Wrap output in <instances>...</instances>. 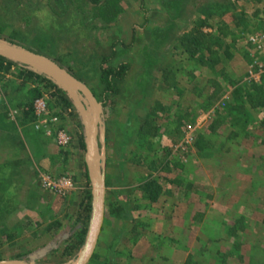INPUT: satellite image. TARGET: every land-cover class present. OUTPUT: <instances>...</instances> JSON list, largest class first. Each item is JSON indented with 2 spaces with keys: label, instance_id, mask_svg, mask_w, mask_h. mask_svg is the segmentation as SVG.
<instances>
[{
  "label": "rangeland",
  "instance_id": "1",
  "mask_svg": "<svg viewBox=\"0 0 264 264\" xmlns=\"http://www.w3.org/2000/svg\"><path fill=\"white\" fill-rule=\"evenodd\" d=\"M107 1L0 0V41L59 64L82 80L101 104L104 61V65L132 63L127 77L118 83L119 92L102 104L98 140L102 161L110 168L112 189L107 186V193L115 198L124 186L129 198L136 196L133 185L156 176V186L163 183L172 197L165 195L141 215L133 210L131 220L116 222L106 236L109 242L98 241L97 256L87 264H151L150 258L159 256L154 243L164 237L188 246L173 247L171 256L175 251L181 264L188 256L193 261L186 264H264V104H256L263 101L261 97L252 102L247 97L254 83L264 78V50L250 40L264 36V0H177L172 13L171 0H118L120 14L105 22L94 13ZM194 28L206 36L203 49L192 53L183 41ZM156 29L162 35L155 36ZM0 54L5 56L2 49ZM19 63L13 72L0 74V123L9 119L14 126L23 122L18 103L32 84L19 81L18 67L24 66ZM39 71L52 77L61 90L45 91L49 113L53 101L49 93L64 94L78 108L80 104L86 108L84 124L89 125L95 112L90 99L59 74ZM235 89L241 91L239 96ZM71 144L59 146L68 149ZM169 162L195 168L199 178L194 187L203 195L183 196L187 204L175 203L180 190L171 180H180L177 173L166 171ZM79 176L71 175L75 185ZM19 190V202L13 205L11 200L10 205L16 213L28 215L29 221L5 214L9 204L1 197L0 262H75L82 249L63 257L62 234L67 229L60 228L62 222L42 225L47 210H33L34 201ZM58 197L61 203L66 198ZM197 211L206 214L203 226L191 220ZM141 219L151 224L144 229L138 223V233L132 228ZM119 231L121 253L112 263V254L104 258L100 247L109 245Z\"/></svg>",
  "mask_w": 264,
  "mask_h": 264
},
{
  "label": "crops",
  "instance_id": "2",
  "mask_svg": "<svg viewBox=\"0 0 264 264\" xmlns=\"http://www.w3.org/2000/svg\"><path fill=\"white\" fill-rule=\"evenodd\" d=\"M11 61L19 63L14 60ZM19 64L24 65L25 67H30L32 70L38 71V69L28 65L27 63L23 64L20 62ZM19 81L21 82L20 78ZM32 86L33 85H30L28 87L26 91L27 97H24L22 100L24 102L19 100L20 102L18 103V105L21 106L22 111L20 114V116H22L21 119L23 120L21 126H14L13 122L9 119H7L4 123H0V199L1 197H3L4 201L6 200L9 205L11 200L13 205L15 203L17 204L21 197V191L19 189H23L24 191H26V195L29 196V198L25 196L26 200L34 201L32 203L33 210H47L41 217V222H43L42 225L45 224V221L48 222L49 220V222L54 220H59L60 223L62 222L60 228L67 229V232H64L62 235L64 237L65 244H68L71 238L75 237V235H77L81 229L87 227V230H89L91 221V216L90 221L87 223L85 217L81 215L83 203L86 201V198L89 194H92L93 201L94 189L89 177V169L86 159L88 152L87 142L89 125L85 126L84 122L86 121L85 114L87 113V111L86 108L81 104L78 108V105L76 106L75 103H73L64 94V96H56L55 93H49V95L51 96V100H53L50 102L51 104L49 105L52 113L50 115L60 117L59 121L56 124H53V128L61 127L65 129L69 134L73 133V141L70 148L63 149L59 146L55 133L53 132L49 134L46 130L45 122L40 121H44L45 118H39L35 114V111L28 105L29 101L31 100V96L28 90ZM42 90L43 92L47 91V89L43 88ZM45 94L46 92L44 93V96ZM52 104H54V106H52ZM101 117L102 112L96 127V138L98 142L97 158L99 159V167L100 170L103 172L105 178V213L98 241L100 242L102 239L104 243H107L109 241H107L108 239H106V236L110 233L116 222L120 224L122 221L131 220L133 216V210L136 211L139 215H141L143 213L141 212L142 210L151 207L155 203H158V201H160V199H162V197H164L165 195H167L168 197H172V193L170 190H166V188H164V184L162 183L160 185L162 191H160V195L157 197V199L154 200L148 197L149 194L144 189L145 181L144 179H141L138 180L136 184H134L132 187L134 192L137 193L136 196L130 197L132 200H130L129 198L130 194L128 196L126 190H124L126 189V187L124 186L123 190L117 189L118 191L116 192L115 198L110 197L111 194L109 192L107 193V186L110 190L112 189L111 184L109 186V182L111 183L109 174L110 168L106 167V165L102 161V151H100V143L98 140ZM25 128L27 131L29 128L28 133L24 131ZM180 164L181 165L176 166L172 162H169V166L167 167L166 171L177 173V178H179L180 183L176 178L172 179L171 182L176 183L177 186H179L178 192L180 190L179 199L175 203L179 202L180 205H183V203L187 204L183 196L189 197L194 193H198L200 196H202L203 193L199 188L194 187L195 184H197L194 181H198L199 178L197 172L194 170L195 168L190 170L188 167L182 166V162ZM117 167H120V163ZM61 173H67L70 176L76 175L77 173L80 174V181L79 179L77 181L78 185H75V188L66 195H60L56 191L47 189L42 185V179L44 176L50 175L55 178ZM190 174L192 175V177ZM180 175L182 177H180ZM155 179L157 180L158 178L155 176ZM189 184H192V191L190 189ZM187 186L189 187V189L186 188ZM125 195L127 199L126 197L124 198ZM58 196L66 198H64L65 200H63L61 203V200ZM55 197L56 201L54 203ZM200 202L206 204V201L203 198H201ZM164 204H167L166 201L164 202ZM9 205L6 208L5 214H9V216L13 215L12 218L17 217V215L15 214H18L19 216L21 215V220L29 221L28 215L16 213L15 207L13 205ZM111 205L112 207L116 205H121V207L123 209H126V211H120L122 213H118L112 210ZM25 209H28L27 204ZM147 215L151 216V212H149ZM153 215H155L154 212L152 213V216ZM205 215L206 214L203 211H197L194 215H192L191 220L196 221L197 224H200L201 222L206 220ZM216 219L218 221L220 220V217L215 218V220ZM188 220L189 218L185 216L184 221ZM140 222L144 229L149 228V225L151 224V220L146 221L141 219ZM146 222L148 224L144 226ZM135 223L137 222H134L133 225H135ZM200 225L203 226L204 224ZM67 233H69L68 236ZM156 236L154 237V240H158L157 238L159 236ZM120 237L121 233L119 231L118 234H115L113 236L109 245L100 247V254H102L104 258L107 257L108 253H110L112 254V258L114 257V261L116 256L121 253L120 249H118L119 242L115 244L113 250L111 249L112 243L116 239L117 241H119ZM174 245L177 247H182L184 249L188 248V246L180 244L177 239H174L172 237H164V239L161 240L159 243L155 242L154 247L156 249V253L159 254V256H154L150 258L151 264L158 260L166 262V264H169V262L172 264H181V261L176 260L178 259V256H176L175 251L174 255L171 256L174 250ZM83 246L84 245H82L78 249V251L83 249ZM96 248L97 250L95 249L94 253L97 254L98 247L96 246ZM119 248L121 247L119 246ZM39 254L42 253L39 251ZM39 256L40 259L44 258L42 255ZM185 260V264L189 261H193L192 259L190 260L189 256L186 257ZM195 261L196 260H194V262ZM195 264H197V262H195Z\"/></svg>",
  "mask_w": 264,
  "mask_h": 264
},
{
  "label": "trees",
  "instance_id": "3",
  "mask_svg": "<svg viewBox=\"0 0 264 264\" xmlns=\"http://www.w3.org/2000/svg\"><path fill=\"white\" fill-rule=\"evenodd\" d=\"M175 1L177 0H171V10L170 13L174 12L176 10V5ZM177 4V3H176ZM179 4V3H178ZM122 8L118 5V0H108L105 2V4L99 6L97 8V13H94V16L101 17L105 22H112L118 17L120 14ZM199 29L194 28L190 34L187 35L186 39H184V43L188 44V47H186V50L191 51L194 49V52L197 50H202L204 46V37L206 36L202 32L200 33L198 31ZM154 35L157 36V34L161 33L162 35V30L161 29H156L154 30ZM200 33V34H196ZM203 34V35H202ZM203 37H202V36ZM190 45V46H189ZM193 53V52H192ZM105 61L101 67V75H100V82L103 86V91H102V104L105 106L106 101L108 100L109 96L115 95L119 92V85L118 83L123 81L127 75L129 74L131 70V65L132 63L130 61H124L119 63L118 65H104ZM16 66V63L8 60L5 56L0 54V74H7L8 72H13V68ZM18 76L21 79V84L26 85L29 81L33 85L31 88H29V94L31 96V100L29 101L28 105L35 111V106L34 103L36 99L41 98L44 96L43 89H47V91L51 90H56L59 91L58 94L61 93V90L57 87L55 84V81L53 80L52 77L48 76L46 73L42 71H37V70H32L30 67H25V66H19L18 67ZM52 93V92H51ZM264 93V78L262 79L261 83H254V86L252 87L251 90H249L247 97L249 101H254L255 98L258 99L261 97L260 100H263L262 102H257L256 104L263 105L264 104V97L258 96L259 94ZM54 94V93H53ZM57 94V93H56ZM241 94V91L238 89L234 90V95L239 96ZM62 96V94H61ZM257 106V105H255ZM200 136H203L201 134ZM174 165L179 166L176 162H173ZM157 180L155 178H148L145 181V186L144 189L146 192H148V197L152 199H157V197L160 195V191H162V188L160 187V183L158 182V185L156 186ZM150 183H154L152 186ZM191 187L192 184H189ZM147 196V195H146ZM117 206V207H116ZM112 207V210L122 213L126 211V209H123L121 205H116ZM91 209H92V194H89L86 198V201L83 203V208L81 211V215L85 217V220L87 223L90 221V216H91ZM122 211V212H120ZM210 218V216H209ZM217 220V219H216ZM138 223H135L133 226V229L137 231L138 233L140 232L138 229ZM148 223L146 222L145 225ZM263 225H264V219H263ZM87 227H84L79 231L75 237H72L70 242L66 244L63 247V257L64 258H69L71 257L75 251H77L85 242V237L87 234ZM117 239L112 243L111 249L113 250V247L117 243ZM97 256L96 253H94L93 257L95 258ZM112 256V255H111ZM93 259V258H92ZM113 258H112V263H113ZM105 263V262H104ZM106 264H108L106 262ZM205 264H207L205 262Z\"/></svg>",
  "mask_w": 264,
  "mask_h": 264
},
{
  "label": "water",
  "instance_id": "4",
  "mask_svg": "<svg viewBox=\"0 0 264 264\" xmlns=\"http://www.w3.org/2000/svg\"><path fill=\"white\" fill-rule=\"evenodd\" d=\"M0 49H2L5 56L22 60L26 63L36 65V69L44 70L46 72L57 73L65 81L73 84L80 89L91 101L95 108L93 119L89 124L88 132V152H87V164L89 169V177L93 186V201H92V213L89 230L87 233L86 241L84 243L81 254L78 256L75 262L71 264H87L95 252L100 232L102 229L105 213V178L103 172L99 167L98 156V142L96 138V127L102 112V104L90 90V88L72 73L59 64L48 61L44 56L32 54L29 51H23L15 46H8L0 41ZM0 264H35V263H23V262H0Z\"/></svg>",
  "mask_w": 264,
  "mask_h": 264
},
{
  "label": "built area",
  "instance_id": "5",
  "mask_svg": "<svg viewBox=\"0 0 264 264\" xmlns=\"http://www.w3.org/2000/svg\"><path fill=\"white\" fill-rule=\"evenodd\" d=\"M250 40L253 44L257 46L258 50H264V36H250ZM252 70H250L251 74L253 73ZM34 106L35 114L41 119L45 118L44 121H40L45 122L46 130L48 131V133L51 134L54 132L57 136V142L61 146L65 147L69 145L72 142V135L61 127L53 128V124H56L59 121L60 117L50 115L47 102L44 100V98L41 97L36 99ZM42 185L47 189L56 191L60 195H66L75 188V182L73 178L68 175H59L55 178L50 175H46L42 179Z\"/></svg>",
  "mask_w": 264,
  "mask_h": 264
}]
</instances>
